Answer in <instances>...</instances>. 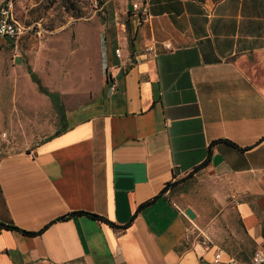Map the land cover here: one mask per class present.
I'll return each instance as SVG.
<instances>
[{
	"label": "crops",
	"instance_id": "obj_1",
	"mask_svg": "<svg viewBox=\"0 0 264 264\" xmlns=\"http://www.w3.org/2000/svg\"><path fill=\"white\" fill-rule=\"evenodd\" d=\"M132 1L105 4L91 100L0 154V221L33 232L0 228V264H213L217 219L160 194L192 171L264 237V0Z\"/></svg>",
	"mask_w": 264,
	"mask_h": 264
},
{
	"label": "rangeland",
	"instance_id": "obj_2",
	"mask_svg": "<svg viewBox=\"0 0 264 264\" xmlns=\"http://www.w3.org/2000/svg\"><path fill=\"white\" fill-rule=\"evenodd\" d=\"M107 1L14 0L16 17L40 31L0 41V154L30 148L61 130L66 111L98 91ZM218 183L185 176L168 195L181 206L193 205L207 221L216 218L223 229L219 247L247 259L255 243L237 220L235 202L214 194Z\"/></svg>",
	"mask_w": 264,
	"mask_h": 264
},
{
	"label": "built area",
	"instance_id": "obj_3",
	"mask_svg": "<svg viewBox=\"0 0 264 264\" xmlns=\"http://www.w3.org/2000/svg\"><path fill=\"white\" fill-rule=\"evenodd\" d=\"M14 9V0H0V41L14 42L35 29V32L40 31L35 24H26L19 20ZM130 11L136 15H148V0H133L130 3ZM163 45L167 49L170 48L169 44L164 43ZM147 49L152 50V47H147ZM115 53L120 56V48H116ZM115 85L116 83L112 81L111 89H114ZM203 243L206 244V241H203ZM211 246L214 247L213 264H264V237L256 245L249 262H242L233 256L223 258L224 250L216 245Z\"/></svg>",
	"mask_w": 264,
	"mask_h": 264
},
{
	"label": "trees",
	"instance_id": "obj_4",
	"mask_svg": "<svg viewBox=\"0 0 264 264\" xmlns=\"http://www.w3.org/2000/svg\"><path fill=\"white\" fill-rule=\"evenodd\" d=\"M130 40H131V39H130ZM36 82H38V81L36 80ZM47 94H48V93H47ZM49 95H50V97H51L53 100H55V98H56V95H55V94L50 93ZM61 130H62V129H61ZM61 130H59V131H57V132H60ZM205 162H206V161L202 162L200 165H198L196 168H194V170H196L199 166H203V165L205 164ZM193 172H194V171L190 172L187 176H192V175H193ZM173 184H175V182L167 183V184L165 185V187L162 189V191H161L160 194H162V193H164L166 190L170 189L171 186H173ZM158 196H159V195H158ZM155 198H156V197H154L153 199H155ZM153 199L150 200V201H148V202H146V203H144V204H142L141 206H144L145 204L150 203L151 201H153ZM141 206H140V207H141ZM77 213H85V212H84V211H75V212H71L70 215H74V214H77ZM89 214L92 215V216H94V217H96V218H98V219H100V220H104V221L110 223L111 225H114L113 222L107 220L106 218H104V217H102V216H99V215H96V214H93V213H89ZM0 228H6V229H17V230H21L22 232H24V233H26V234H32V233H33V232H29V231H26V230L20 229V228L16 227L15 225H12V224H10V223H5V222H1V221H0Z\"/></svg>",
	"mask_w": 264,
	"mask_h": 264
},
{
	"label": "water",
	"instance_id": "obj_5",
	"mask_svg": "<svg viewBox=\"0 0 264 264\" xmlns=\"http://www.w3.org/2000/svg\"><path fill=\"white\" fill-rule=\"evenodd\" d=\"M185 213L190 217V218H194L195 217V213L194 211L190 208V207H187L185 209Z\"/></svg>",
	"mask_w": 264,
	"mask_h": 264
}]
</instances>
